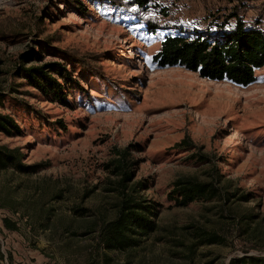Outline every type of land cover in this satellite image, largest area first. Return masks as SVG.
Segmentation results:
<instances>
[{
	"label": "rangeland",
	"instance_id": "rangeland-1",
	"mask_svg": "<svg viewBox=\"0 0 264 264\" xmlns=\"http://www.w3.org/2000/svg\"><path fill=\"white\" fill-rule=\"evenodd\" d=\"M122 1L0 0V113L20 129L0 131V145L34 166L0 168V263L264 257V66L242 86L152 58L167 35L211 37L213 17L238 12L264 29V0H151L147 10ZM48 61L64 63L76 81L66 103L19 74L20 64ZM127 145L157 229L108 250L94 230L118 198L104 165L113 146ZM179 178L212 181L220 193L177 206L170 192Z\"/></svg>",
	"mask_w": 264,
	"mask_h": 264
},
{
	"label": "trees",
	"instance_id": "trees-1",
	"mask_svg": "<svg viewBox=\"0 0 264 264\" xmlns=\"http://www.w3.org/2000/svg\"><path fill=\"white\" fill-rule=\"evenodd\" d=\"M111 1L123 3L122 0ZM150 1L134 0L145 10ZM259 24V20L248 19L238 12L213 17L206 27L211 37L200 33L192 38L167 35L152 58L159 67L181 66L210 80H227L247 86L256 80L255 70L264 66V29ZM32 53L34 57L42 58L39 51L33 50ZM18 71L30 86L62 103H66L71 82H76L67 66L59 61L29 66L20 64ZM12 129L20 131L10 116L0 113V131L11 134ZM131 150L129 145L113 146L104 165L109 172L110 184H113L110 190L117 192L118 198L112 206V218L102 221L94 230L100 243L108 250L136 246L140 237L157 229V208L138 194L141 182L134 181ZM6 167L18 170L34 168L22 162L19 149L0 145V168ZM219 193V188L212 181L179 178L175 180L170 196L177 206H185L197 199L213 198ZM3 221L5 226L12 228L13 224L8 219ZM204 238L208 243L220 240L215 235H205ZM231 264H264V257L243 255L233 258Z\"/></svg>",
	"mask_w": 264,
	"mask_h": 264
}]
</instances>
